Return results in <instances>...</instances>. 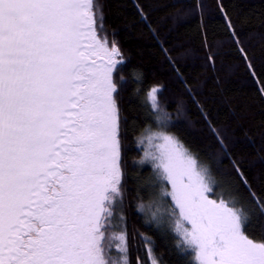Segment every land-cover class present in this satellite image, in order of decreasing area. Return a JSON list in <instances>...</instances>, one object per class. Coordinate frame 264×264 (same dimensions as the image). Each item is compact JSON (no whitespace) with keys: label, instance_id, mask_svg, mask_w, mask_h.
<instances>
[{"label":"snow or ice","instance_id":"6c2138e0","mask_svg":"<svg viewBox=\"0 0 264 264\" xmlns=\"http://www.w3.org/2000/svg\"><path fill=\"white\" fill-rule=\"evenodd\" d=\"M103 25L96 0H0V264H131L117 217L124 172L114 72L124 61ZM158 92L148 93L153 113ZM142 137L196 264H264V239L245 230L255 214L264 218V200L239 163L236 183L247 186L252 210L231 183L210 198V169L176 134L150 127Z\"/></svg>","mask_w":264,"mask_h":264},{"label":"trees","instance_id":"16d2710c","mask_svg":"<svg viewBox=\"0 0 264 264\" xmlns=\"http://www.w3.org/2000/svg\"><path fill=\"white\" fill-rule=\"evenodd\" d=\"M96 2L104 20L100 35L116 43L124 61L114 72L124 172L123 212L117 217L124 216L130 262L151 264L147 237L159 264H196L175 232L170 198L161 196L153 166L137 165L142 153L136 139L145 129H158L147 93L159 88L165 130L210 169L212 179L239 189L231 194L252 210L232 161L264 200V0ZM245 230L264 239V218L255 214Z\"/></svg>","mask_w":264,"mask_h":264},{"label":"rangeland","instance_id":"374dc122","mask_svg":"<svg viewBox=\"0 0 264 264\" xmlns=\"http://www.w3.org/2000/svg\"><path fill=\"white\" fill-rule=\"evenodd\" d=\"M154 88H158L156 86L152 87L149 91H151L152 89ZM148 91V93H149ZM148 93H147V101H148ZM164 114L165 112L161 109V107H159V110L157 112H155V116H156V122H157V128L158 129H151L152 131H166L165 130V127H166V118L164 117ZM159 125V127H158ZM136 145L141 149V157L140 159L137 161V165L139 167H146V166H152V163L149 161V160H146L145 159V153L146 151H151V147L150 145L148 144L147 140L146 139H143L142 135H140L137 139H136ZM213 181L215 182V188H214V193H210V198H218L219 197V194L221 193L222 190H225L222 186H224L221 182H218L216 180L213 179ZM227 195V193H226ZM225 195V197H226ZM226 199V198H225ZM170 208L172 207V203H171V200H170ZM159 209H157L158 211ZM175 220H176V217H174V224H175ZM187 226V225H186ZM180 239V237H179ZM193 252V251H192ZM113 253L116 254V249L115 247H113ZM195 253L193 252V260L194 262L196 263L195 261Z\"/></svg>","mask_w":264,"mask_h":264}]
</instances>
